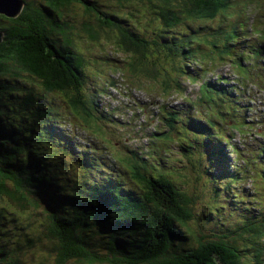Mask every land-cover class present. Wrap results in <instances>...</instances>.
<instances>
[{
  "label": "trees",
  "instance_id": "16d2710c",
  "mask_svg": "<svg viewBox=\"0 0 264 264\" xmlns=\"http://www.w3.org/2000/svg\"><path fill=\"white\" fill-rule=\"evenodd\" d=\"M106 1H113L112 9L117 10L111 11L102 0H24L18 17L0 16L4 34L0 44V264H25L18 253H25L23 249L34 247L44 237L51 242L45 249L56 256L57 264H264V190L258 193V199L250 183V188L243 187L242 195L231 189L247 179L249 166L234 167L236 159H232V146L228 145L231 141L227 135L244 136L246 130L241 131L248 124L241 114L246 107L238 98L242 95L230 88L229 82L218 76L204 81L197 100L188 98L198 109L201 105L213 106L209 113L171 110L167 119L172 132L160 133L164 150L158 158L145 153L140 157L137 150L126 147L129 155L118 160L126 164L117 171L114 164L71 142L77 150L74 156L72 147L62 142L59 130L63 128L56 124L46 97H38L28 81L65 94L72 110L89 117L97 131L102 124L99 115L108 120L106 108L100 109L99 97L89 103V96L82 91L85 62L76 51L75 31L98 41L104 29L116 30L119 48L127 54L145 55L154 48L157 59L171 62L175 55L185 56L190 45L188 40L164 36L163 30L188 22L185 17L212 18L230 2ZM76 5L86 9L87 19L81 27L74 24L78 21L72 16ZM134 5L149 11L146 20L151 26L146 40L139 38L128 16H123L131 15L128 9ZM213 5L214 13L209 15ZM245 28L238 22L230 31L217 32L216 38L223 44L211 51L229 56L221 63L233 62L234 68L250 73L252 60L261 58L264 52L253 47L244 54V41L236 47L239 31ZM170 65L166 73L180 71L183 63ZM182 72L189 79L193 75L185 69ZM226 115L232 122L231 131L223 133ZM62 118L65 123L66 118ZM252 136L264 140L259 128L247 138ZM54 147L62 152L56 153ZM238 151L235 145L234 153ZM74 159L82 161L80 179L67 176L71 168L66 164L70 166ZM176 175L184 179L178 180ZM188 175L193 180L187 183ZM203 180L204 185L213 187L215 201H222V194L229 196L223 198L227 205L218 207H237L240 218L209 229V222L220 219L214 211L202 215L195 212L201 204L199 186ZM253 202L258 206L246 204ZM238 203L246 205L240 207ZM11 205L19 213L12 212ZM43 214L44 221L40 218ZM17 216L26 221V233L24 239L18 235V240L12 241ZM38 222L41 225L36 228L42 231L38 236L30 234L29 228Z\"/></svg>",
  "mask_w": 264,
  "mask_h": 264
},
{
  "label": "rangeland",
  "instance_id": "374dc122",
  "mask_svg": "<svg viewBox=\"0 0 264 264\" xmlns=\"http://www.w3.org/2000/svg\"><path fill=\"white\" fill-rule=\"evenodd\" d=\"M37 1V0H35ZM102 2L110 7L115 5L113 1L102 0ZM108 7V8H109ZM137 5H134L131 9H128V13H123V16H128V23L132 26V30L139 34V38L146 40V35L151 26V23L146 20L148 17V10L137 9ZM74 14L72 16L77 23H74L77 27H81L82 22L87 19L86 9L81 5H76L74 8ZM214 5L210 8L212 15L214 13ZM216 14V15H215ZM71 14H67L69 17ZM218 17V18H216ZM259 17V20H258ZM203 17L197 19L186 18L188 21L184 24H180L177 27L166 28L163 30V35L167 37H190L188 39L190 45V51L185 56L178 54L173 57L171 62L157 59V53L154 52V48L149 50V53L140 55L137 53L127 54L121 48L118 43V32L116 30H110L106 28L102 32V38L98 41H92L88 38L84 32L79 30L75 31L74 40L76 51L83 58L85 65L84 71V85L82 91L89 96V102L91 96L94 97V101L101 94L100 109L109 105L112 107L114 113L119 118H113L111 121L102 119L100 123V131H97L95 124H91L89 117L82 112V115L76 114L69 106L66 95L60 92L44 90L43 85L38 82L33 84L32 80L28 81L31 87L34 89V93L38 97H46V104L51 106L56 119L57 125L63 127V130H59L62 134V142L68 147H72L74 156L77 155V150L74 149L71 142H75L78 148L82 147L86 150H95L97 156L101 157L102 160L109 164H114L117 171L123 170V166L117 162L115 165L114 156L128 155L126 147H130L132 150H137L139 156L142 155V148L148 145H154V135L157 132H172V129L168 124V115L172 109H177L181 114L186 112L184 103V95H189L190 98L196 100L198 96V88L201 81H206L214 75L222 74L224 77H229L231 80L237 78L235 70L230 65V62L221 61L228 59L229 56L223 52H219L212 47H220L223 44V40L217 39L219 37L217 32L221 30L230 31L233 25L239 22L246 25L245 31H239L240 42L236 44V47L241 42L245 41L246 38L251 34L262 40L264 45V0H230L228 8L220 9L215 12L212 18ZM67 19V18H66ZM259 25H258V24ZM261 27V28H260ZM158 29V27L156 28ZM215 36V37H214ZM245 36V37H244ZM155 38L159 40V37L155 35ZM174 63H183L182 69H185L189 74H195L198 70L195 66L198 64L205 65L210 68L209 72L204 73L203 77L196 78L198 82H190L186 77L185 73L178 72L173 78L172 73H166L171 69V65ZM188 77V76H187ZM114 84L115 88H109L108 85ZM252 84V83H250ZM180 91L178 87L182 86ZM250 95L255 100L257 106L255 121L264 125V91L258 90L252 85L248 87ZM106 90V91H105ZM101 91H105L101 93ZM98 99V98H97ZM142 99V101H141ZM156 104L154 103V100ZM146 101V102H145ZM141 102V106L139 105ZM145 102V103H144ZM127 106L122 114L119 106ZM183 105V106H182ZM151 106V107H150ZM68 109H67V108ZM118 107V108H117ZM147 107V108H145ZM208 111L213 109V106L203 105ZM169 108L166 113L163 114V110ZM162 113V115H161ZM159 114V117L158 115ZM194 114V113H191ZM65 117V123L63 118ZM110 119L109 117H107ZM119 120L118 123H116ZM60 122V124H58ZM62 123V124H61ZM111 123L112 125H107ZM57 125L55 128L57 129ZM152 135V138H151ZM233 144L245 143L251 144L248 150L242 152V155H237L238 162H244L243 160L250 161L252 164L261 167L263 164L261 154L264 150V144L257 145L253 140L247 141L245 137L233 136ZM257 140L261 138L256 137ZM152 142V143H151ZM151 143V144H150ZM176 146V143H173ZM231 147V142L228 143ZM261 148V150H260ZM56 153H61L60 148L54 147ZM175 160L178 161V155H173ZM77 159V157H75ZM74 159L69 166L71 171L67 173V176L73 179H80L79 165L80 161ZM182 158H180L181 160ZM64 162V159H63ZM173 170V169H171ZM235 170V168H234ZM69 174V175H68ZM178 180H183L184 177L181 175L175 176ZM196 177V176H195ZM186 182L193 180V176H186ZM221 180V179H219ZM240 182V181H239ZM249 183L252 185L249 179H245L240 185L232 187V191L243 194V187L250 188ZM206 180L200 181L199 189L201 190V204L198 206L195 212L198 215H202L203 212L206 214L209 211H214L216 217L220 220L214 219L210 223L209 229H213L216 224L224 221L234 222L240 215L237 213V207L232 209H221L218 206H226L227 202L223 198H229L228 195L222 194V201H215L212 193L213 187L204 185ZM253 188V186H252ZM222 191H219L221 193ZM264 195V192L262 193ZM258 199L259 195H255ZM252 198V195L248 196V199ZM263 199V198H261ZM235 200V198L233 199ZM250 204L249 207H257V203H246ZM246 204L238 203L236 205L244 207ZM12 208V212H17V208L13 205L9 206ZM215 208L220 210L217 213ZM11 210V209H10ZM40 212V211H39ZM41 213H45L41 209ZM231 214L235 215V218H231ZM18 223L14 222L16 226V233L12 235L10 240L14 241L18 235L26 233V221L23 217H18ZM41 220H45L46 216L40 217ZM41 225L40 222L29 228V233L35 236L39 235V230L36 227ZM46 223L43 225L45 227ZM25 226V229H21ZM18 240V239H17ZM24 242V240H23ZM55 241L52 240V243ZM9 243V242H8ZM15 242H10L9 245L14 246ZM51 242L47 238H43L41 243H37L32 248L23 249L25 253H18L25 264H57L55 261L56 256L51 255L50 252L45 249V246H50ZM24 248V247H23ZM9 259V258H8Z\"/></svg>",
  "mask_w": 264,
  "mask_h": 264
},
{
  "label": "water",
  "instance_id": "95a60500",
  "mask_svg": "<svg viewBox=\"0 0 264 264\" xmlns=\"http://www.w3.org/2000/svg\"><path fill=\"white\" fill-rule=\"evenodd\" d=\"M25 6L24 0H0V16L18 17ZM3 32L0 30V44L3 42Z\"/></svg>",
  "mask_w": 264,
  "mask_h": 264
},
{
  "label": "bare ground",
  "instance_id": "6f19581e",
  "mask_svg": "<svg viewBox=\"0 0 264 264\" xmlns=\"http://www.w3.org/2000/svg\"><path fill=\"white\" fill-rule=\"evenodd\" d=\"M258 20H259V17H258ZM94 97H95V96H91V97H90V101H91V103L94 102ZM235 99H236V98H235ZM88 101H89V99H88ZM141 101H142V99H141ZM153 101H154V103L156 104L155 99H154ZM145 102H146V101H145ZM145 102H144V103H145ZM89 103H90V102H89ZM261 104H264V102H261ZM139 105L141 106V102H140ZM127 106H128V105H127ZM127 106H123V105H120V106H119L120 112H121L122 114H124L123 112L125 111V109L127 108ZM150 107H151V106H150ZM117 108H118V107H117ZM145 108H147V107H145ZM168 109H169V108H165V109L163 110V114L166 113ZM81 115H82V114H81ZM157 115H158V117H159V114H157ZM161 115H162V113H161ZM151 138H152V137H151ZM233 138H234V137H232L231 144H232V145H235V144H233V142H232V141H233Z\"/></svg>",
  "mask_w": 264,
  "mask_h": 264
}]
</instances>
